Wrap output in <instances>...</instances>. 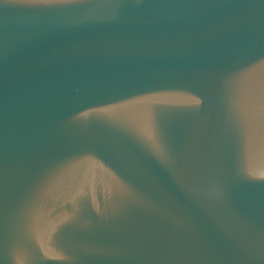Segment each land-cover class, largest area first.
I'll use <instances>...</instances> for the list:
<instances>
[{"label":"water","instance_id":"1","mask_svg":"<svg viewBox=\"0 0 264 264\" xmlns=\"http://www.w3.org/2000/svg\"><path fill=\"white\" fill-rule=\"evenodd\" d=\"M0 264H264V0H0Z\"/></svg>","mask_w":264,"mask_h":264}]
</instances>
